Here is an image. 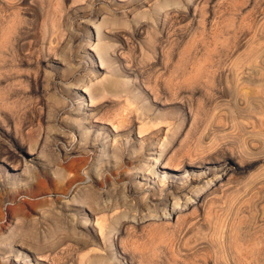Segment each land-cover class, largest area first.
Wrapping results in <instances>:
<instances>
[{
	"label": "rangeland",
	"instance_id": "1",
	"mask_svg": "<svg viewBox=\"0 0 264 264\" xmlns=\"http://www.w3.org/2000/svg\"><path fill=\"white\" fill-rule=\"evenodd\" d=\"M0 264H264V0H0Z\"/></svg>",
	"mask_w": 264,
	"mask_h": 264
}]
</instances>
